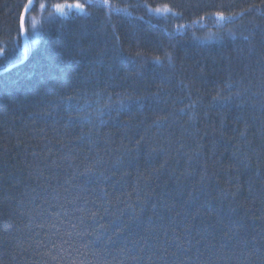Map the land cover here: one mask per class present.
I'll return each instance as SVG.
<instances>
[{"label": "trees", "instance_id": "trees-1", "mask_svg": "<svg viewBox=\"0 0 264 264\" xmlns=\"http://www.w3.org/2000/svg\"><path fill=\"white\" fill-rule=\"evenodd\" d=\"M28 1L0 0V264H264V0H34L24 59Z\"/></svg>", "mask_w": 264, "mask_h": 264}, {"label": "snow or ice", "instance_id": "snow-or-ice-1", "mask_svg": "<svg viewBox=\"0 0 264 264\" xmlns=\"http://www.w3.org/2000/svg\"><path fill=\"white\" fill-rule=\"evenodd\" d=\"M29 2H31V0H29ZM108 0H105V3L107 4ZM75 7L76 9L78 10H82L84 8V5L80 4V3H76L75 5H65V4H62V3H56V4H53L52 7L56 9V11L58 13H60L61 15H67V13H65L64 9L66 7ZM41 8H44L45 5L44 4H41L40 5ZM251 7V6H250ZM169 9L165 8V11H168ZM24 11L25 13L27 12V5L24 6ZM116 11H120V9H116ZM157 12L160 11V9H156ZM51 15V13H50ZM218 18L220 19H226V17L224 16V14L222 12H217L215 14ZM24 20H25V17L24 16H21V30H24ZM3 49H0V52H2ZM137 55H139V53H137ZM157 62H159V58H156Z\"/></svg>", "mask_w": 264, "mask_h": 264}, {"label": "water", "instance_id": "water-1", "mask_svg": "<svg viewBox=\"0 0 264 264\" xmlns=\"http://www.w3.org/2000/svg\"><path fill=\"white\" fill-rule=\"evenodd\" d=\"M33 1L34 0H31V2H27V12L26 13H28L29 11H30V9H31V7H32V5H33ZM26 13H25V11H24V13H23V16L25 17L26 16ZM24 27H25V25H24ZM20 36H21V40H22V47H23V58L25 59V56H26V52H27V47H26V36H25V32H24V30H21V21H20ZM23 59V60H24ZM2 71H0V73H1ZM5 72V71H4Z\"/></svg>", "mask_w": 264, "mask_h": 264}, {"label": "bare ground", "instance_id": "bare-ground-1", "mask_svg": "<svg viewBox=\"0 0 264 264\" xmlns=\"http://www.w3.org/2000/svg\"><path fill=\"white\" fill-rule=\"evenodd\" d=\"M1 71V70H0ZM2 73V72H1Z\"/></svg>", "mask_w": 264, "mask_h": 264}, {"label": "rangeland", "instance_id": "rangeland-1", "mask_svg": "<svg viewBox=\"0 0 264 264\" xmlns=\"http://www.w3.org/2000/svg\"><path fill=\"white\" fill-rule=\"evenodd\" d=\"M163 10V9H162ZM165 14V13H164Z\"/></svg>", "mask_w": 264, "mask_h": 264}]
</instances>
